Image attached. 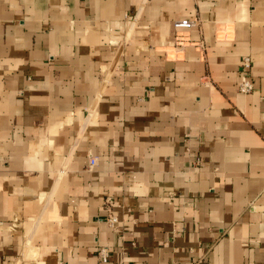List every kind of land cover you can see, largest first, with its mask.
I'll return each instance as SVG.
<instances>
[{
    "label": "crops",
    "instance_id": "obj_1",
    "mask_svg": "<svg viewBox=\"0 0 264 264\" xmlns=\"http://www.w3.org/2000/svg\"><path fill=\"white\" fill-rule=\"evenodd\" d=\"M0 264H264V0H0Z\"/></svg>",
    "mask_w": 264,
    "mask_h": 264
},
{
    "label": "built area",
    "instance_id": "obj_2",
    "mask_svg": "<svg viewBox=\"0 0 264 264\" xmlns=\"http://www.w3.org/2000/svg\"><path fill=\"white\" fill-rule=\"evenodd\" d=\"M197 20L194 19H178L174 21V27L175 28H189L197 24ZM252 62L250 58H245L241 61L242 66V72H241V79L238 83V89L241 93H251L254 90V82L250 76V68H251ZM91 165H95L97 162L96 157L91 158ZM110 199V198H109ZM110 202V200H109ZM112 202V200H111ZM109 220L112 224H115L118 222V217L114 214H111L109 216ZM98 254L102 261L106 262L110 258V252L106 247H101L98 251Z\"/></svg>",
    "mask_w": 264,
    "mask_h": 264
}]
</instances>
